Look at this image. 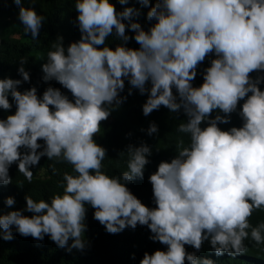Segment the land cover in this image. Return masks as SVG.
<instances>
[{
  "label": "clouds",
  "instance_id": "9594fccd",
  "mask_svg": "<svg viewBox=\"0 0 264 264\" xmlns=\"http://www.w3.org/2000/svg\"><path fill=\"white\" fill-rule=\"evenodd\" d=\"M140 2L149 5V0ZM14 3L25 33L36 39L44 17L24 7L22 0ZM75 9L81 39L65 52L58 37L42 65L44 80L58 81L74 102L51 86L40 98L34 86L19 91L20 79H0V108L12 107L9 94L16 104L14 114L0 119V183L11 182L9 166L14 162L31 183L30 166L43 156L68 162L77 175L65 172L63 194H53L50 202L26 195V210L34 215L20 210L0 215V236L11 240L15 226L21 234L17 241L25 236L42 240L47 234L58 247L83 250L88 204L107 232L146 225L151 239L167 245L166 251L145 252L140 264H213L185 249L190 245L198 251L205 240L217 255L244 253L249 236L256 244L264 243V223L249 222L253 211L264 209V91L258 87L261 78L250 77L264 70V0H158L147 13L148 20L156 21L149 31L137 22L130 24L138 49L105 45L113 30L129 40L123 21L137 10L117 12L110 0H75ZM213 52L216 58L205 70L203 83L194 87L197 66ZM26 62L21 58L18 68L25 82L30 80ZM124 78L141 94L149 92L145 116L163 105L172 112L183 108L188 117L177 131L188 134L189 143L185 146L179 139L177 155L161 161L149 177L154 208L124 183L142 178L151 148L129 145L128 170L114 177L102 171L106 150L93 138L110 115L105 105L121 103ZM149 81L150 90L145 87ZM246 96L240 112L243 126L221 130L217 122L228 123V114ZM213 110L226 115L201 128ZM157 131V125L150 124L149 135ZM39 140L44 141L42 151H37ZM21 148L27 151L21 153ZM2 200L3 194L0 208ZM6 204L14 205V198L9 196Z\"/></svg>",
  "mask_w": 264,
  "mask_h": 264
},
{
  "label": "trees",
  "instance_id": "16d2710c",
  "mask_svg": "<svg viewBox=\"0 0 264 264\" xmlns=\"http://www.w3.org/2000/svg\"><path fill=\"white\" fill-rule=\"evenodd\" d=\"M110 2L117 12L130 7L137 10L138 14L133 15L130 20L123 21L126 26L125 34L129 37L128 41H123L113 30L112 34L106 38L105 45L112 49H115L117 45L138 49L140 45L135 41V32L130 28V24L137 22L145 31H149L156 21L148 20L147 13L158 0H149L147 6L142 5L140 0H127L125 4H121L119 0H110ZM22 4L24 7L34 8L37 14L44 17V20L36 39L32 38L30 32L25 33L24 29L16 27L8 28L0 37V79H20L22 83L18 86L19 91L23 92L34 86L40 98L43 92L51 86L59 89L62 94L74 102L71 92L58 81L44 80L45 73L42 65L47 62V53L52 50L51 45L58 37H62L65 52L70 43L81 39L75 0H22ZM16 12H19V6L14 3V0H0V20L5 18L10 20ZM38 52L43 53L39 59L36 56ZM21 58L27 60L24 68L29 72L30 80L26 82L18 72ZM215 58L214 52L209 53L197 66L196 77L191 81L194 87H199L203 83L205 70L210 67L211 61ZM250 77L253 81L260 77L258 87L264 91V70L254 71L250 73ZM124 85V89L119 93L121 103L117 105L114 102L112 105H105L109 108L110 115L101 122V130L93 138L106 150V157L102 161V171L114 177L122 176V173L128 170L127 148L129 145L147 144L151 148V155L147 157L149 163L145 165L142 178L135 177L131 182L124 183L144 205L154 208L156 204L149 177L157 171L161 161L170 162L177 155L176 143L179 139L184 140L185 146L189 143L188 134L177 131L179 124L186 123L188 117L183 108L172 112L163 105L145 116L143 105L149 92L141 94L138 88L130 85L128 78H124ZM145 87L150 90L151 82L146 83ZM172 91L179 101L176 88L173 87ZM8 99L12 107L9 110L0 108V119H6L8 115L16 111L15 101L10 94ZM246 99L247 96L238 102L235 111L228 114V123L217 122L221 130L227 131L232 127L243 126L244 121L240 112ZM217 115L225 116L226 114L220 110H213L209 118L202 121L200 127H207L208 121ZM152 123L157 125L158 131L149 135L148 129ZM38 143L41 144V148L37 151H42L44 141L39 140ZM20 151L24 153L27 149L21 148ZM30 170L33 172L31 183L18 171V162L9 166L11 182L0 183V196L3 194L0 215L13 210H20L23 215L29 217L34 215L26 210V195L36 201L43 199L50 202L53 194H63L66 183L63 180V174L68 172L77 175L73 166L68 162L48 160L47 156L41 157L38 164L30 166ZM121 182L123 183L122 180ZM9 196L15 200V204L11 207L6 204ZM85 208L86 230L83 238L86 244L83 250L73 248L68 251L67 247H58L47 234L42 239V248L25 246L11 250L12 245L22 241H17L21 234L13 226L11 240H4L3 236H0V264H140L145 252L152 254L156 250H167V245L150 238L153 234L146 225L137 224L135 229L126 227L112 234L107 232L105 226L94 218L95 209L91 205L85 204ZM249 222L253 226L264 223V209L253 211ZM71 243L70 239L69 245ZM244 244L247 251L236 255H230L227 252L217 255L210 240H205L198 251L190 245H185V249L188 253L195 252L200 259L212 260L213 264H264V243L256 244L249 236L244 240ZM185 264H188L187 260Z\"/></svg>",
  "mask_w": 264,
  "mask_h": 264
},
{
  "label": "rangeland",
  "instance_id": "374dc122",
  "mask_svg": "<svg viewBox=\"0 0 264 264\" xmlns=\"http://www.w3.org/2000/svg\"><path fill=\"white\" fill-rule=\"evenodd\" d=\"M18 15H19V12H16L13 15V18H11L10 20H8L6 18L0 20V23L2 22V24H0V37L5 33V31L8 28L16 27V28H19V29H24V26L21 23V21L19 20ZM42 55H43L42 52H38L36 54L38 59ZM42 245H43V241L42 240L35 239L32 236H25L24 240L20 241L17 244L12 245V247L10 249L13 250L15 248L25 247V246H36V247L42 248Z\"/></svg>",
  "mask_w": 264,
  "mask_h": 264
}]
</instances>
